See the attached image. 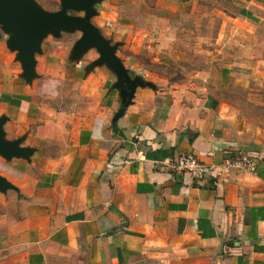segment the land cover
<instances>
[{
	"label": "crops",
	"instance_id": "crops-1",
	"mask_svg": "<svg viewBox=\"0 0 264 264\" xmlns=\"http://www.w3.org/2000/svg\"><path fill=\"white\" fill-rule=\"evenodd\" d=\"M92 9L134 89L79 29L42 40L28 81L0 28L4 139L29 150L0 155V264H264V0ZM183 154L214 173H177Z\"/></svg>",
	"mask_w": 264,
	"mask_h": 264
},
{
	"label": "water",
	"instance_id": "water-1",
	"mask_svg": "<svg viewBox=\"0 0 264 264\" xmlns=\"http://www.w3.org/2000/svg\"><path fill=\"white\" fill-rule=\"evenodd\" d=\"M99 0H62L61 9L50 13L43 11L34 0H0V28L11 35L9 46L18 51V59L25 70V78L30 81L34 77L35 53L40 51L42 40L48 35H59L60 31H74L79 29L85 33L80 42L77 54L80 55L89 47L95 46L101 53L99 64L106 62L114 68L132 89L135 84L121 60L116 56V48L106 40L93 25V5ZM84 12L81 16L79 13ZM7 122L0 118V155L12 159L13 157H27L29 150L21 148L20 142H6L3 130ZM13 185L0 177V192L13 189Z\"/></svg>",
	"mask_w": 264,
	"mask_h": 264
},
{
	"label": "built area",
	"instance_id": "built-area-1",
	"mask_svg": "<svg viewBox=\"0 0 264 264\" xmlns=\"http://www.w3.org/2000/svg\"><path fill=\"white\" fill-rule=\"evenodd\" d=\"M227 167H238L241 169L255 171L256 163L246 157L230 159L226 162ZM174 170L177 173L191 175L198 181H202L208 176H211L215 168L210 166L194 155V154H183L174 161Z\"/></svg>",
	"mask_w": 264,
	"mask_h": 264
},
{
	"label": "rangeland",
	"instance_id": "rangeland-1",
	"mask_svg": "<svg viewBox=\"0 0 264 264\" xmlns=\"http://www.w3.org/2000/svg\"><path fill=\"white\" fill-rule=\"evenodd\" d=\"M210 49H212V50H213V47L211 46V48H210ZM198 61H199V60H196V63H195L196 65L198 64ZM208 61H209V60H208ZM196 65H195V66H196ZM195 66H194V67H195Z\"/></svg>",
	"mask_w": 264,
	"mask_h": 264
}]
</instances>
